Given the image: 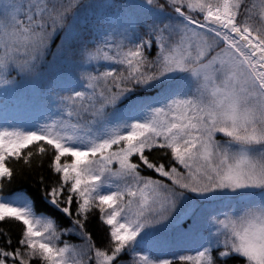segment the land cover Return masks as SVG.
I'll list each match as a JSON object with an SVG mask.
<instances>
[{"label": "snow or ice", "instance_id": "1", "mask_svg": "<svg viewBox=\"0 0 264 264\" xmlns=\"http://www.w3.org/2000/svg\"><path fill=\"white\" fill-rule=\"evenodd\" d=\"M0 94V264H264V0H0Z\"/></svg>", "mask_w": 264, "mask_h": 264}, {"label": "trees", "instance_id": "2", "mask_svg": "<svg viewBox=\"0 0 264 264\" xmlns=\"http://www.w3.org/2000/svg\"><path fill=\"white\" fill-rule=\"evenodd\" d=\"M117 3H122L124 0H116ZM5 104L8 105L7 110H5ZM7 115L8 122H11L16 118L17 112L15 107V101L12 99H6L3 94H0V130H3L4 127L8 126V123L5 121V116ZM43 174L45 176L48 175L47 171L38 169L34 174L29 176L28 182L25 184L26 187H29V190L32 191L31 183L33 180L38 181L40 179V175ZM15 187V186H14ZM3 227L8 228L13 236L15 237V234L17 232L16 226L12 223L3 225ZM94 235H102V233ZM75 242V241H74Z\"/></svg>", "mask_w": 264, "mask_h": 264}]
</instances>
